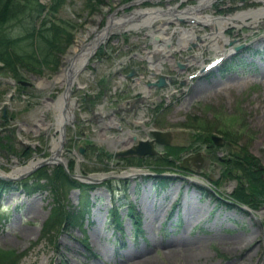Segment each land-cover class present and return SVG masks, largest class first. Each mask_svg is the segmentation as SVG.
Listing matches in <instances>:
<instances>
[{"label":"rangeland","instance_id":"rangeland-1","mask_svg":"<svg viewBox=\"0 0 264 264\" xmlns=\"http://www.w3.org/2000/svg\"><path fill=\"white\" fill-rule=\"evenodd\" d=\"M42 1L49 2V0ZM104 2V5L99 6L100 10L90 11L89 14L85 10L81 11L80 0H70L66 5L63 10L64 16L71 17L75 11L83 13L82 17L78 16L80 22H83V26L79 27L74 44L63 56L59 71L65 69L69 58L74 54V49L80 48L86 42L84 35L87 31L89 29L101 30L106 25L108 16L126 0H104ZM151 2L152 5H145L143 2L138 7L148 8L162 3V6L166 8L167 4L171 6L178 4L177 8L183 10L199 3L198 0H155ZM262 4V2L255 0H219L212 7L203 8L201 11L204 14L229 15L258 8ZM85 13L86 15H84ZM120 13L118 12L116 15L118 16ZM253 20L252 16H247L243 25H230L227 28V33L231 37L237 38L235 47L241 46L242 43L249 44V52H246L248 49L246 47V50L242 49L235 54H239L241 58L248 56L247 61L256 64V71L248 73L227 72L226 75H222L219 73V67L226 61L224 60L216 68L217 70L213 71L216 73L211 77H198L192 84L185 86L178 87L175 85L174 90L177 93L170 91L167 95L166 93L155 92L153 96L156 98L139 101L140 106L141 104L144 105L142 108L145 109V113L151 112L150 108L148 109L149 105L157 107L159 115L158 123L155 125L171 135L172 147L170 148L172 149L173 145H180L178 150L182 151L181 154L172 150L174 154L170 152L166 155L169 160H172L173 157L177 158L178 161L175 164L149 161L145 164L149 165L150 168L147 166L143 168L130 166V163L117 161L116 158H114L115 161H106L108 157L105 156V152H112V147H107L97 139L93 124L88 123L86 125L85 123L91 117L87 118L89 114L86 111V101H83L82 98L86 93L93 92L94 94L99 89L96 86L98 82L86 70V75H81V82L86 83L89 87L86 89H80L76 86L72 88V97L76 98L80 104V109L75 111L76 119L85 122L84 124L81 122V125L77 124V128H74L73 125L68 127L67 132L71 140L66 147L70 149L69 151H77L80 155V161H77L76 169L72 173L81 175V180L89 181L95 186L91 191L96 199L93 197L94 207L90 216L85 218L79 227L65 225L53 229L43 237L46 221L52 208L56 207L54 205L55 199L48 190L49 188H43L34 194H26L21 187V189L8 191V193H12H5V195L13 194L12 199H3V197L0 201V213L3 217L0 222V249L26 253L20 264H75L74 261L63 260L62 249H60L63 230L69 228L75 238L69 239L67 245L74 244V249L80 250L81 253L85 252L76 256L80 264H92L93 260H96L98 264H126L128 252L131 253L136 250L140 251V257L149 256L156 260L168 253L169 247L164 244L167 240L177 239L181 236L190 242L199 240L207 244L206 253L210 255L207 254L209 258L207 261H203L204 264H261L264 259V204L257 209L250 207L251 211L229 205L227 200H230L228 196L230 197L235 188V179L222 176L225 172L224 165L223 167L221 165L224 162L223 158L233 148L232 151H236L238 154L249 153L259 160L264 168V74L261 72V64H264V23L256 24L253 28L248 24ZM195 28L198 29L197 26ZM207 31L211 32V28L205 27L203 31H197V34L201 35ZM135 36L131 32L129 37L124 38L125 40L119 39V34L107 38L106 51L102 56L106 60L99 67L102 73L108 74L116 70L119 74L120 71L115 67L121 63L120 61H123L121 66L125 70L130 71L132 66H136L146 76L149 74L147 64H142L140 59L128 64L126 62L128 51L133 50V46L139 47L142 43L137 41ZM194 46L197 47L195 48L196 51L204 52L205 61L212 59L216 53L213 50H207L204 46ZM195 49L191 53L195 52ZM113 64L116 65L112 68ZM122 72L124 73V71ZM27 78L38 85L36 91H31L33 90L31 89L15 92L9 82L11 79L0 73V114L4 108L15 113L10 125L17 127L19 140L21 143L31 144L36 148L34 151L37 150L40 153L31 158L29 160L31 161L32 159L38 160L51 156L50 148L54 137L56 138V133L55 128L48 127L46 122L54 121L55 111L46 106L48 101L46 97L57 98L64 92L65 87L59 85L46 87L38 84L42 79L52 80L53 76L50 74H42L41 76L28 74ZM115 78L118 79V75ZM132 95L128 90L120 92L114 95L112 100L107 101L108 105L105 104L106 102L103 103L101 98L98 100H101L99 104L105 105L108 107L107 109H114L117 106L123 107L124 100ZM167 96L171 98L169 103L166 99L161 101L160 98ZM123 126L125 129L134 128V124L123 123ZM195 133L221 136L224 141L219 146L212 144L211 147L208 140L200 141L201 143L199 142L196 147L192 145L190 148H185L191 144L192 139L190 137ZM38 134L43 137L41 146L36 144ZM74 138L76 142L72 146L71 143ZM86 138L93 140L95 145L104 151L102 156L86 159L85 155L78 152L80 145H84L83 140ZM229 142L233 144H229ZM167 149L170 151L166 147L163 152H166ZM69 151L67 152L69 153ZM67 152L65 155L69 157ZM196 155L203 156L202 164L195 160ZM29 161H23L20 155L19 159L4 157L0 158V165L6 172H10L16 163L25 164ZM132 163V165H137V163L143 165L142 161ZM56 164L50 162L46 166L52 168ZM176 164H183L190 169L180 170ZM154 167H162L164 169L162 175L173 179V184L169 188L158 189V182H156L158 175L141 174L142 172L153 173L150 169H154ZM136 168L142 172L137 174ZM125 173H133L134 175ZM94 174L104 176H101V180H86L82 177V175L93 176ZM108 175L112 177L104 178ZM126 175L130 177L124 178ZM197 176H205L208 180L215 181L216 185L213 186L209 182H206L209 186L198 184L195 182ZM144 177H147V183ZM120 179H123L124 182ZM107 180L116 189H121L123 185L128 189L127 194H119L115 197V204L120 207V211L115 217L119 219V222L112 217L113 203L111 198L114 193L112 194L103 183ZM137 184L141 185L139 193L134 192ZM208 187H211L212 190L215 189V191L209 193L212 190L206 191L209 189ZM79 193L77 189L70 191L69 194L61 192L60 200L63 201H61L62 204L74 206L79 200ZM212 194L223 196L225 200L217 201ZM32 200V208L38 211V215L33 220L28 221L25 212L27 203ZM161 203L169 206L168 212L153 215L154 207ZM129 205L133 208L132 214L126 211ZM192 207L196 214L187 219L186 214ZM97 215L101 216V222L94 220ZM22 224L24 227L30 225L35 232L30 237L23 236L21 233L24 228L21 227ZM94 228L100 230L99 246L106 248V252L95 245ZM13 236L18 237V243H7L6 241ZM84 237L89 238L90 249H87L81 242ZM239 239H243L248 244L249 249L244 253L240 251L230 252L229 250L235 248ZM129 248L130 250H128ZM95 256H99V258L94 259ZM166 262L167 264H186L183 257ZM159 264L165 263L161 261Z\"/></svg>","mask_w":264,"mask_h":264},{"label":"bare ground","instance_id":"bare-ground-1","mask_svg":"<svg viewBox=\"0 0 264 264\" xmlns=\"http://www.w3.org/2000/svg\"><path fill=\"white\" fill-rule=\"evenodd\" d=\"M38 1L46 7V12L36 20V30L40 28L39 19L42 20L48 16L51 17L57 25V31L65 36L63 45L57 51L53 61H50L49 64H47L46 61L41 65V67L44 68L42 74H50L53 76V79H42L41 82L38 83L39 85L46 87H53L56 85L65 87L64 92L57 96V98L47 96L46 98L49 102L45 100L47 101L46 106L48 109L51 108L55 111L54 121L46 122V124L48 127L52 126L55 128L56 138L54 137L50 148L51 156L29 161L35 155L40 153L37 150L34 151L36 148L31 144L21 143L19 140V131L17 127H12V125H10V121L14 118L15 113L6 110V108L2 110V113L0 114V158L9 157L10 159H19L20 155V158H22L23 161L29 162L25 164L16 163L10 172H6L0 165V201H2L3 197V199H12L13 194L8 196V194L12 193H8V191L21 188L26 194L36 193L44 188L45 181H47L49 176H59L58 184H60L61 187L59 191L60 193L63 192L69 194L70 191L74 189L79 190V200L76 205L68 206L62 204L63 201L60 200V193L57 196L51 188L48 189L55 199L54 205L56 207L52 208L49 218L46 221L43 233L44 237L53 229L65 225L73 227L81 226L84 219L90 216L91 210L94 207L93 201L95 196L92 192H90L88 198L80 199L81 193L85 192L84 195H86V188L75 186L70 187L71 181H77L79 184H90L93 188L95 186L89 181L81 180V175L72 173V171H75L76 169L77 161H80V155L77 151H69L70 149L66 147L67 143L71 140V137L67 132L68 127L73 125L74 128H77V124L81 125L85 122L81 121V123L80 120L76 119L75 111L80 109V104L76 98L72 97L73 87L76 86L80 89H86L89 87L86 83L81 82V75H86L87 70L88 74H91L96 82H98V84L96 83V86H98L97 88L99 89H97L94 94L93 92L86 93L82 99L83 101H86V111L87 114H89L87 118L91 117V119L88 118L85 122L86 125L88 123L93 124V130L96 132L97 139L107 147H112V152H105V156L108 157L106 161H115L114 158H116L117 161L130 163V166L143 168L147 166L145 163H148L149 161L166 162L163 160H166V155L169 154L170 151L167 149L166 152H163V150L166 147H172L171 135L166 132V130L155 125L158 123L159 115L157 107L149 105L148 109L150 108L151 112L145 113V109L142 108L144 105L141 104L140 106L139 101H141V99L142 101H145L149 98H156L153 96L155 92L166 93L167 95L170 91H175V93H177L176 90H174L176 88L175 85L178 87L185 86L187 84H192L198 77H211L216 73L213 71L217 70L216 68H218L224 60L226 61L219 67V73L222 75H226L227 72L248 73L256 71V64L247 61L248 56L247 58H241L239 57V54H235L242 49L246 50V47H248L249 44L242 43L241 46L235 47L238 40H236V37L233 38L227 33V28L230 25L235 24L239 26L243 25L246 22L245 18L247 16H252L254 18L252 22L248 23L253 28H255L256 24L259 25L260 23H264V0H255L263 3L258 8H251L247 11H240L229 15H214V13L204 14L201 11L203 8L212 7L213 4L219 0H198L199 3L197 5L188 6L183 10L177 8L178 4L174 6L167 4V7L164 8L162 3L148 8H140L138 6L143 2H145V5H152L151 1L155 0H126L124 4L114 9V12L108 16L107 23L101 30L97 31L95 29H89L87 31L86 35H84L86 42L81 45L80 48L74 49V54L69 58L68 64L62 71H59V69L61 67L63 56L74 44L75 36L77 34L76 32L80 29L79 27L83 26V22H80V18H78V16L82 17L83 13L81 14L75 11L72 13L71 17H65L63 10L70 0H67L66 3H59L56 12L50 9L53 0H49V2H43L42 0ZM21 3H23V1H21ZM104 4V1H97V3L87 7L84 0H80L79 3L81 11L85 10L87 13L90 11H96V9L100 10L99 6ZM22 5L23 4L17 2L7 3L5 0H0V26L3 22L10 24L13 21V17L10 18L9 15L18 11ZM5 12L8 13L7 17L4 14ZM118 12L121 13L117 16L116 13ZM84 15H86V13ZM26 19H29V17H26ZM195 26H197L198 29H196ZM205 27H210L211 32L207 31L204 34L198 35L197 31H203ZM169 29L171 30L169 31ZM131 32L136 35L135 39L142 43L139 47L133 46V50L128 51L129 53H127L128 56L126 57V62L128 64L136 61V59H140L142 64H147L146 67L149 74L146 76L144 73L140 72L136 66H132L130 71L125 70V68L121 66L123 61H120L121 63L115 67V69L120 71L118 72L119 74H117L115 69V71L108 74L102 73L99 67L103 65L102 63L106 60V58L104 59L102 56L106 51L107 38L109 39L111 35L119 34V39H124L129 37ZM69 36H72V41L69 40ZM194 45L200 47L204 46L207 50H213L216 53L212 59L205 61L203 57L204 52L196 51L195 48L197 47ZM194 49L195 52L191 53ZM249 51L250 48L248 47L246 52ZM230 56L232 57L229 58ZM115 65L113 64L112 68ZM261 67V72L264 74V64H261ZM122 71H124V73ZM0 73L11 79L9 82L13 86L12 88L15 89V92L18 90L31 89H33L31 91H36L38 85L33 81H29L27 75H42L39 73L37 74L34 70L28 69L23 64H17V66L13 68L11 65H8L6 61L1 59ZM116 75H118V79L115 78ZM161 79L164 80V84L160 83ZM125 90L130 91L133 95L124 100L123 107L117 106L114 109H107L108 107H105V105L99 104L102 100L103 103L106 102L105 104L108 105L109 103H107V101L112 100L114 95L124 92ZM99 98H101L100 101L98 100ZM160 99L161 101L166 99L169 103V99L171 98L167 96L166 98ZM148 109L147 112L149 111ZM139 113L140 116H138ZM123 123L134 124V128L125 129ZM95 125L97 127L96 129ZM35 133H37V131H35ZM36 137L38 139L36 144L41 146V139H43V137L40 136V134ZM190 138L192 139L191 144L185 146V148H190L192 145H194L193 147H196L200 141L208 140L209 143H211L210 147L212 144L214 146H219L224 141V138L221 136H208L199 133H195ZM72 141L71 145L74 146L76 139L74 138ZM83 143L84 145H80L78 152L85 155L86 159H91V157L98 158L104 153V151L97 147L95 142L89 138L83 140ZM202 143L205 144V142ZM141 144L145 149L143 150L144 153L139 156L137 153ZM146 144L151 146L152 152H150L151 148L146 147ZM229 144L233 143L229 142ZM173 146V150H176V153H182L181 150H178L180 149V145ZM232 150H229L226 157L223 158L224 162L221 164L222 167L226 160L233 161L236 155H238V152ZM67 151H69V153ZM129 151L137 153H127ZM66 152L69 157H66ZM241 157L242 156H240V158ZM168 158L169 157H167V159ZM195 160L202 164L204 158L202 155H196ZM134 161H142L143 165L139 163H137V165H132V162ZM177 161L178 159L173 157L169 164H175ZM50 162L57 164L50 168L49 166H46V164H49ZM176 166L179 167L180 170L190 169L183 164H176ZM147 167L150 168L149 165ZM58 170H61L67 176L58 175ZM150 170H152L153 173H144L142 170L137 169V174L142 172L141 174L143 175H158L156 182H158L157 187H159L158 189L160 190H165L173 184V179L162 175V173H164L162 167H154V169ZM125 174L132 175L133 173ZM101 176L104 175H82L86 180H101ZM98 177L100 178L96 179ZM110 177L112 176L108 175L104 178ZM129 177L130 176L126 175L124 178ZM144 178L147 183V177ZM120 180L124 182L123 179ZM195 182L205 186H209L206 182H209L213 186L216 185L215 181L208 180L205 176H197ZM103 183L105 184V181ZM238 185L239 181L235 179V188L233 191ZM106 186L112 194L114 193L111 198L113 203L112 217L119 222V219L115 217L117 216V212L120 211V207L115 204V197L119 194H127L128 189L125 185H123L121 189H116L111 186L110 181ZM208 188V191L212 190L211 187ZM213 190L215 191V189ZM213 190L211 192H214ZM140 191L141 185L137 184L134 192L139 193ZM5 193L8 194L5 195ZM214 198H216L217 201L221 199L225 200L223 196L220 195L215 196ZM228 198L230 197L228 196ZM227 202L230 203L229 205H234L231 198L230 200H227ZM27 204L28 206L26 208L25 216H27L28 221H31L38 215V211L35 210V208H32L33 200ZM157 205L158 206H155V209L152 211L153 215L168 212L169 206L165 203ZM131 207V205L127 207V213H131ZM234 207L250 211L245 205H235ZM195 214L196 211L192 207L186 214L187 219ZM2 218V213H0V222ZM94 220L101 222L102 218L100 215H97ZM21 227L23 228L24 225L22 224ZM94 229V243L99 246L100 230L96 228ZM34 232V229H32L30 225H26L21 231L22 235L25 237H30ZM74 238L75 237L72 235L69 228H65L63 230V239L60 241V249H62L63 260L74 261L75 264H80L76 256L82 255L85 252L81 253L80 250L74 249V244L67 245L68 240ZM88 241V237L81 239L83 245L87 249H90L91 247L88 244ZM6 242L9 244H16L18 243V237L13 236ZM164 244L166 247H169V251L167 254H164L163 257H158L156 260H153L149 256L140 257V251L136 250L135 252H128L126 264H132L135 262H138L139 264H159L161 261L167 264L166 261L170 262L172 259L181 257L186 260V264H204L203 261H207L209 258L207 255L209 253H206L207 244L199 240H196V242H190L185 239L184 236H181L177 239L167 240ZM236 244L235 248L229 250L230 252L240 251L244 253L249 249L248 244L243 239L237 240ZM99 247H101L102 251H107L106 248H102V246ZM128 250H130V248ZM25 256L26 253L17 250L0 249V264H20ZM11 258L12 261L10 262ZM98 258L99 256L94 257V259ZM8 259L9 261H6ZM92 264L98 263L96 260H93ZM261 264H264V259Z\"/></svg>","mask_w":264,"mask_h":264},{"label":"trees","instance_id":"trees-1","mask_svg":"<svg viewBox=\"0 0 264 264\" xmlns=\"http://www.w3.org/2000/svg\"><path fill=\"white\" fill-rule=\"evenodd\" d=\"M5 1L7 3L17 2L23 5L18 11L9 15L10 18L13 17V21L10 19L12 21L10 24L3 22L0 26V59L6 61L13 68L17 64H23L28 69L34 70L37 74H42L44 70L41 67L42 63L47 61V64H49L50 61H53L57 51L63 45L64 34L57 31V25L48 16L45 19H39L40 28L36 30V20L46 12V7L38 0ZM84 1L86 6L89 7L97 3V1L104 0ZM66 2L67 0H53L50 9L56 12L58 10L57 5ZM4 14L7 17L8 13L5 12ZM25 16L29 17V19H26ZM69 40L72 41V36H69ZM169 149L170 152H174L172 151L173 148ZM240 156L242 157L240 158ZM166 162L170 163L171 160L166 158ZM224 172V177L234 178L239 181V185L230 195V198L234 202V205L231 206L246 205L257 209L264 204V168L261 166L259 160L249 153L244 155L238 154L233 161H225ZM57 174L67 176L61 170H58ZM58 177H48L47 183L43 186L44 188H51L57 196L61 189L60 184H58ZM106 184H109V181H106ZM74 186L86 188V195H84L85 192L81 193L80 199L88 198L93 188L90 184H79L77 181H71L70 187ZM212 195L215 197L214 194ZM130 212L132 214L131 208ZM6 261H9V259ZM11 261L12 258L10 259Z\"/></svg>","mask_w":264,"mask_h":264},{"label":"water","instance_id":"water-1","mask_svg":"<svg viewBox=\"0 0 264 264\" xmlns=\"http://www.w3.org/2000/svg\"><path fill=\"white\" fill-rule=\"evenodd\" d=\"M160 83H161V84H164V80L161 79V82H160ZM146 147L151 148V146L148 145V144H146ZM144 149H145V147L141 144V146L138 148V153H137V152H134V151H129V152H127V153H137V154L140 156V155H142V154L144 153V152H143ZM151 150H152V148L150 149V152H152Z\"/></svg>","mask_w":264,"mask_h":264}]
</instances>
